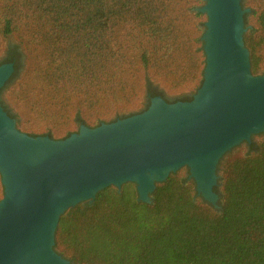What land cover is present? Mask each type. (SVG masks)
Masks as SVG:
<instances>
[{
	"label": "trees",
	"instance_id": "1",
	"mask_svg": "<svg viewBox=\"0 0 264 264\" xmlns=\"http://www.w3.org/2000/svg\"><path fill=\"white\" fill-rule=\"evenodd\" d=\"M256 1L244 43L258 75L264 71V0ZM202 3L0 0V49L14 35L35 59L12 95L37 121L26 132L63 139L81 124L95 127L116 111L133 110L143 94L161 95L155 82L199 87L206 15L196 8ZM222 192L216 211L195 198L194 182L178 172L156 183L150 203L137 199L133 182L110 185L60 215L54 247L73 264H264V136L252 154L228 156Z\"/></svg>",
	"mask_w": 264,
	"mask_h": 264
},
{
	"label": "water",
	"instance_id": "2",
	"mask_svg": "<svg viewBox=\"0 0 264 264\" xmlns=\"http://www.w3.org/2000/svg\"><path fill=\"white\" fill-rule=\"evenodd\" d=\"M203 80L191 100L147 108L63 139L20 131L0 103V264H73L54 247L59 217L110 185L133 182L150 203L156 183L185 166L214 204L220 158L264 132V71L251 72L240 0H204ZM14 71L0 64V91Z\"/></svg>",
	"mask_w": 264,
	"mask_h": 264
},
{
	"label": "rangeland",
	"instance_id": "3",
	"mask_svg": "<svg viewBox=\"0 0 264 264\" xmlns=\"http://www.w3.org/2000/svg\"><path fill=\"white\" fill-rule=\"evenodd\" d=\"M256 2H257L256 0H240L241 7H242V9L245 10V12L243 14L244 26L246 27L245 33L249 29H251L255 24V16L253 15L254 14L253 7H257ZM204 3H205V1L203 0V3L199 7H201ZM206 19H207V16H206ZM203 28H204V26H203ZM203 28H202V32H203ZM10 46H16L18 48V51L20 54L19 55V57H20L19 68H18L17 74L15 76H13L12 78L10 77L9 80L5 83V85L1 89V91H0V103L3 104L2 106H6L7 110L10 112V116L15 120L16 127L20 131L27 133L26 131H32L31 130L32 128H29V125L32 123L31 120H34V118L31 116H28V114L26 115V112L24 110L25 108H23L21 103L16 102L14 100V98L12 97V95L15 91L13 89L16 87L17 83H20L21 81L23 82L25 80V78L27 77L26 75H27L28 71L30 69H32L31 66H32L33 62L35 61V59L32 58V56L27 57L26 51L24 50L23 45L20 43V40L17 37H15L14 35H9L4 39L3 45L0 49V61L4 57L6 50H8V48ZM0 64H2V62ZM152 87L157 88V91L162 93V97L164 96V98L172 100L169 102H175V101L180 100V98H183L186 96L192 97L200 86L197 88H196V85L195 86L193 85V86H188L184 89H169L165 85H163L159 82H155L152 84ZM147 103H148V100L146 98V94H143V95H141V98L138 101L137 106L133 110L124 111L121 113L116 111L113 115H111L109 118H107L104 122L114 121L118 118H121L122 115L129 116L131 114L140 112L144 109V107L146 106ZM148 105H149V103H148ZM130 112H132V113H130ZM25 120H26V123H24ZM35 122H37V121H35ZM36 125H37L36 130H40L41 129L40 127L42 124H36ZM43 125H45V124H43ZM58 125H56L54 128L57 129L56 127H60V128L62 127V125H60V126H58ZM69 127L71 130L77 129L74 125H71ZM78 130H79V128H78ZM77 131H75V132H77ZM263 136H264V132L252 135L250 138V142L243 141V142L239 143L238 145H236V146L232 147L230 150H228L220 158V160L218 162L217 169H216V174L218 176L217 184L213 187L214 192L218 195V199L216 200V202L214 204L208 203L207 201H205L201 197L197 196L196 194H195V198L209 204L214 210L219 211L221 208L222 202H223L222 184H223V168H224L225 160L231 154L237 155V152L240 154H245L247 152L252 154L254 152V147H257L259 145ZM250 145L254 146L252 148V150H251ZM176 172H178L180 174V176L187 183L190 181H193L191 178L188 177L187 167L183 166V167L179 168Z\"/></svg>",
	"mask_w": 264,
	"mask_h": 264
},
{
	"label": "flooded vegetation",
	"instance_id": "4",
	"mask_svg": "<svg viewBox=\"0 0 264 264\" xmlns=\"http://www.w3.org/2000/svg\"><path fill=\"white\" fill-rule=\"evenodd\" d=\"M11 55V59L8 61V58H9V56ZM19 51H18V48L16 47V46H10L9 48H8V50H6V52H5V55H4V57L1 59V61H0V63L2 62V63H13V67H14V70H15V65H16V63H18L19 64V61H20V57H19ZM5 60H7L6 62H5ZM14 72V71H13ZM12 75H13V73H12ZM11 75V76H12ZM161 96H162V94H161ZM164 97V96H163ZM146 98H147V100H150V98L151 97H149V95H147L146 96ZM167 101H172L171 99H167V98H165ZM183 98H180V100H182ZM3 105V104H2ZM4 108V107H3ZM7 113H8V111H6ZM9 115H10V112L8 113Z\"/></svg>",
	"mask_w": 264,
	"mask_h": 264
}]
</instances>
